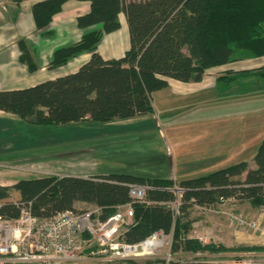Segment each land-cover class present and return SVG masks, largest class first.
Segmentation results:
<instances>
[{
  "label": "trees",
  "instance_id": "16d2710c",
  "mask_svg": "<svg viewBox=\"0 0 264 264\" xmlns=\"http://www.w3.org/2000/svg\"><path fill=\"white\" fill-rule=\"evenodd\" d=\"M20 1V0H18ZM68 0H41L33 3L31 14L37 30L46 28ZM88 2L89 10L76 18L85 32L72 45L54 51L50 68L66 65L89 54L76 72L43 81L32 87L0 91V111L39 127H59L79 123H108L152 113V94L168 87V80L199 82L206 70L241 58L264 57V0H74ZM123 14L129 48L118 59H103L97 46L103 35L120 29ZM48 33H44L47 35ZM20 43V42H19ZM20 61L35 70L36 65L21 43ZM240 53V56L237 55ZM246 81L264 90V67L253 71L228 72L216 83L224 92L233 81ZM254 167L241 161L209 174L175 183L170 178L140 177L131 174L95 175L91 178L54 175L21 179L11 186L0 185V216L14 220L22 207L37 218H52L76 211L77 203L101 209L105 220L116 208L130 202L128 184L148 185L146 201L132 204L133 224L121 241L138 243L156 231L173 233L172 255L208 249L188 236L191 221L186 210L214 208L229 199L264 207V139L252 158ZM183 189L179 215L173 217L169 203L171 189ZM247 249V248H246ZM168 264H213L202 259Z\"/></svg>",
  "mask_w": 264,
  "mask_h": 264
},
{
  "label": "crops",
  "instance_id": "0c3cea01",
  "mask_svg": "<svg viewBox=\"0 0 264 264\" xmlns=\"http://www.w3.org/2000/svg\"><path fill=\"white\" fill-rule=\"evenodd\" d=\"M37 1L41 0H23L9 9L12 17L5 14L0 20V91L28 88L74 73L89 60V54H83L64 66L50 68L56 49L72 45L85 32L94 30L95 27L80 30L76 26V18L89 10V3L68 0L61 11L53 16L47 28L39 31L35 29L31 14V7ZM118 20L120 29L103 35L97 46L98 54L105 60L121 58L129 48L123 14L118 16ZM43 32H51V36H44ZM22 40L36 65L35 70L30 71L20 61L22 51L18 43ZM247 69L246 63L238 61L206 70L199 82L168 80L167 88L152 94L151 114L109 124L100 123L109 129L100 132V138L106 134L112 136L114 153L126 156L129 164L121 167L124 171H107L98 175L131 174L174 178L175 182H179L209 174L214 171V167H222L225 163L252 160L264 135V111H247L245 104L248 96L264 90L258 86L248 89L245 85L241 86L246 82L233 81L223 92L216 83L218 77L228 72L238 73ZM156 108L163 114L162 120L156 117ZM0 124L11 125L14 128L12 133L21 137L23 124L27 123L0 111ZM5 136L11 134L5 133ZM160 144L169 150L166 151L167 155H176L169 159L173 166H179V174L184 178L178 181L173 168L164 177L144 176L139 171L142 155L151 156L155 162L160 160L156 158L159 146H162ZM132 164L140 167L132 168Z\"/></svg>",
  "mask_w": 264,
  "mask_h": 264
},
{
  "label": "rangeland",
  "instance_id": "374dc122",
  "mask_svg": "<svg viewBox=\"0 0 264 264\" xmlns=\"http://www.w3.org/2000/svg\"><path fill=\"white\" fill-rule=\"evenodd\" d=\"M22 1L0 0V20L5 14L12 17L9 9ZM94 27L95 30L100 26ZM35 29L37 30L36 26ZM44 33L48 34L44 35ZM43 35L50 37L51 32H43ZM19 42L21 43V41ZM22 44H24L23 40ZM237 55L240 56V53ZM239 61L246 63L249 68L241 72H249L264 67V59L241 58ZM255 80L253 76H246L241 79L242 82ZM153 97L155 96L153 95ZM154 104L157 106L155 98ZM245 106L247 111L256 110L260 111L259 113L264 111V91L248 96ZM155 114L158 119L162 120L163 114L157 108ZM102 124L84 122L59 127L23 124L21 137L12 133L14 128H11V125L0 124V162L3 161L0 163V185L3 187L11 186L21 179H34L50 175L91 178L107 171H124L125 169L121 167H127L128 160L125 159L126 156L119 155V152L114 153L112 136L106 134L100 138L102 135L100 132L109 130ZM5 133H10L11 136H5ZM263 139L264 135L261 141ZM11 141L15 142L11 143ZM160 145L162 146H159V154L156 155V158L160 160L155 162L151 156L142 155L143 160L140 159L141 169L139 171H142L144 176L164 177L166 174H170L173 168L178 181L182 177L184 178L183 175L179 174L181 172L179 166H173L170 161L171 157L175 158L176 155H167L166 151H169L167 147L163 144ZM123 149H117V151H123ZM144 158H149V160H144ZM249 160L248 164L253 168V162L251 159ZM236 162L239 161H234L231 164ZM231 164L225 163L222 167H214L212 170L216 171ZM139 165L138 167H140ZM130 166L134 167L133 164ZM171 179L175 181L174 178ZM94 207L82 203L75 205L76 211L89 210ZM186 214V221H191L189 237L199 240L202 246L206 245L223 250L219 252H210L206 248L197 252L183 250L176 256L177 260L202 259L213 264H231L238 261L246 264H264V207L254 208L247 201L229 199L218 203L211 210L199 207L189 208L186 210ZM233 215L246 220L247 225H239L231 219ZM163 254L164 252L161 251L158 253L159 258L144 260L140 263L166 264L162 258ZM100 257L101 255H95L93 259L82 261L79 264H103L97 260ZM176 258L172 255L171 261Z\"/></svg>",
  "mask_w": 264,
  "mask_h": 264
},
{
  "label": "built area",
  "instance_id": "2783aa9c",
  "mask_svg": "<svg viewBox=\"0 0 264 264\" xmlns=\"http://www.w3.org/2000/svg\"><path fill=\"white\" fill-rule=\"evenodd\" d=\"M127 188L130 202L117 207L105 220L101 219L98 207L65 211L49 219L35 217L29 207H22L14 220L0 216V264H79L95 255H101L97 260L103 264H141L144 260L159 258L161 251L168 264L172 257V232L159 230L134 244L120 240L133 224L132 204H149L146 201L148 185L128 184ZM171 192L175 198L169 206L175 218L179 215L183 189L175 185ZM231 219L247 225L239 216L233 215Z\"/></svg>",
  "mask_w": 264,
  "mask_h": 264
}]
</instances>
